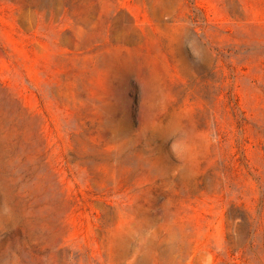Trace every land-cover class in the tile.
<instances>
[{"label":"rangeland","instance_id":"1","mask_svg":"<svg viewBox=\"0 0 264 264\" xmlns=\"http://www.w3.org/2000/svg\"><path fill=\"white\" fill-rule=\"evenodd\" d=\"M0 264H264V0H0Z\"/></svg>","mask_w":264,"mask_h":264}]
</instances>
